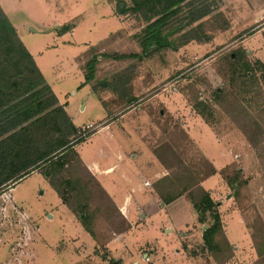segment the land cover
<instances>
[{"label":"rangeland","instance_id":"1","mask_svg":"<svg viewBox=\"0 0 264 264\" xmlns=\"http://www.w3.org/2000/svg\"><path fill=\"white\" fill-rule=\"evenodd\" d=\"M49 1L57 3L62 10V3L67 0ZM112 1L117 13H120L119 5L132 6L131 0ZM0 3L49 78L51 66L58 61L59 81L55 87L62 90L64 98L74 99L78 104L88 91L81 85L85 76L77 73L74 78L68 77L65 71L71 68L72 56L83 50L82 45L70 44L73 37L69 34L82 16L57 20L59 27L50 28L51 21L38 0H0ZM193 12L202 17L190 24ZM126 14L129 23L124 34L135 47H131L130 41L127 46L129 50L136 49V53L128 50L130 53H122L127 56L106 55L97 65L98 77L92 84L93 89L100 90L111 84L121 99L114 106V100L106 99L102 104L92 96L87 109L78 113L77 121H97L105 113L111 114L110 110L128 108L133 101L129 106L132 110L122 118L124 125L127 124L125 133L136 140L132 139V145L137 142L144 150L145 145L155 144L157 155L177 184L172 187L174 190L181 188L178 179L202 178L211 170L208 160L213 161L218 168L217 175L211 182H205V187L214 200V209L221 215L224 235L232 245H226L223 233H218L214 243L217 251L213 252L212 245L205 243L204 227L197 217L185 228L187 237L181 242V255L178 254L180 247L171 243L175 242L172 240L176 233L172 234L169 245L163 241L168 256L166 251L162 253L157 249L153 241L158 231L155 227H149L144 234L143 226L132 229L125 238L118 235L127 229L126 222L88 169L69 155L66 167L49 161L31 168L28 176L19 182L0 185V264H135V255L149 264L151 253L159 255L158 259H152L154 264H221L218 257L229 258L224 264H264V0H188L178 14L160 25L161 36L179 48L154 47L150 55L144 53L143 42L149 25L157 17L147 21L138 12ZM67 25L71 27L64 34L53 33ZM92 25L93 16L74 37L77 40L86 39L88 34L90 38L95 37V33L88 31ZM191 29L195 32L190 33ZM48 30L52 31L48 33ZM193 34L201 40L187 41ZM59 37L64 38L65 46L59 43L57 48ZM49 43L56 47L46 48ZM34 77L36 82V74ZM44 88V84H34L28 93L22 92L11 100L7 107L17 106L0 121L36 111L38 103L49 93ZM112 91L106 88L104 96ZM199 102L208 105L205 118L194 108ZM44 114L41 112L23 124L27 131H32L34 145L44 142L49 145L58 136V133L44 134L48 127ZM17 130L24 131V128ZM125 133L123 131L124 138ZM25 134L20 132L0 142V184L31 160L32 153H23L20 149L24 146ZM210 134L216 136V141L210 142ZM79 136L77 132L74 140ZM91 145L80 146L85 158L91 154ZM201 146L208 156L214 151L218 158L206 160ZM58 151L49 156L56 159L64 153L57 155ZM13 186H16L14 191ZM55 190L64 195L72 211L85 210L91 216L101 240L109 239L113 232L117 239L108 247L78 245L73 238L62 240L69 234L72 221ZM194 194L198 193L194 191ZM211 215L207 214L206 228L213 224ZM171 216L177 217L176 213ZM81 232L87 235L84 229ZM85 235L81 237L86 238ZM216 244L221 248L217 249ZM118 257L122 259L120 262L116 261ZM143 262L141 264H145Z\"/></svg>","mask_w":264,"mask_h":264},{"label":"crops","instance_id":"2","mask_svg":"<svg viewBox=\"0 0 264 264\" xmlns=\"http://www.w3.org/2000/svg\"><path fill=\"white\" fill-rule=\"evenodd\" d=\"M38 1L44 7V10L49 17V21H51V24L48 26L50 28L59 27L60 24L57 23V20L68 21L76 16H82L78 23L73 24L72 30L69 31V34L73 37V40H71L70 44L82 45L83 50L77 55L72 56L70 63L71 68L68 71H65V75L68 77L74 78L78 76L76 75L77 73H83L85 76V81L81 85L88 91L86 95L81 97V101L78 104L74 99L64 98V95H62V90L55 87L56 81H59V78L56 75V72L60 70L58 61L55 62L53 66H51L53 70L50 71V79L46 71L43 70V68L35 59V56L31 52L29 47H26L33 55L36 64L43 73L47 83L51 86L53 92L58 97L60 104L64 106L66 112L72 119L78 133L80 134L78 139L83 138L82 141L74 145V149L81 158L83 165L99 182L103 190L106 192V194L116 207L122 219H124V221L126 222L127 229L120 232V234L118 235H122L125 238L126 234H130L132 232V229L136 230L143 226L145 227V229L142 230V234H144V231L146 232L150 229L149 227H155L154 229H158V231L154 233L153 241L156 243L157 249L161 250L162 253L166 251V255L168 256V250L163 246L164 242L165 244L169 245L168 243L171 241V237L173 236L172 234L176 233L174 235V240H172L175 242L171 243L174 245V247H180V249H178V254L181 255V242L182 240L184 241L185 237H187L184 234L185 228H187L188 224H190L196 217L197 219L199 218L198 213L187 194L180 196L179 198L168 204L162 201V199L160 198V195L156 191L155 184L160 179L170 175V171L157 155L154 148L155 144L151 145V143H149L148 146L144 144V150L138 147L139 143L137 142H135L136 144L132 145V142L136 140L133 138H129L127 136V133H125V131L127 130V124L124 125L125 121H123L122 118L126 113L132 110L133 107L129 106H132L131 102L133 103V101H130V105H127L128 108L126 109H116L114 111L110 110L111 114L106 111L107 113H105V116H102L97 121H77V116H79L78 113H83L87 109L88 103L92 96H94L95 99L99 100L102 104L104 102L106 103V99L112 101L114 100V106L117 105V103L121 99V96L116 93L117 91H115L111 84L109 85V87L107 85L105 89L101 90L93 89L92 84L98 77L97 65L99 64V61L105 58L106 55H110L113 53H130L127 52L130 49L127 46V43L130 40H127V34H124L127 31L125 30V28L129 23V19H125L128 13H121L120 11V13H117L114 6L115 2L112 0H98L96 3L94 2L95 0H93L92 2H88L86 0H67L66 2L64 1L62 3V10H60L58 4L54 1ZM121 7L122 6L119 5V9ZM92 16L93 25L88 28V31L95 33V37L90 38V34H88L86 36V39L79 38L77 40L74 36L77 35L79 28L86 27V23L91 20ZM52 30H48V33H50V31ZM67 31L68 30L63 31L61 29L59 31L58 29L56 31H53V33L62 35ZM59 43L65 46L63 37H59L58 43H56L57 48L59 47ZM130 44L132 45L131 47H135V44H133L132 42ZM51 47H56V45L49 43L46 46V48ZM129 51L136 53V49ZM101 83L103 84V82ZM140 85H142V82H140ZM106 88L113 91L109 93V95L104 96V90H106ZM182 99L184 101V98ZM122 101H124V99H122ZM150 114L152 115V111ZM131 125L133 124L131 123ZM123 131L127 136L125 138ZM99 135L101 136L99 137ZM210 137L212 138L211 141L209 140L210 142H213V139L215 141L217 139L216 136L211 134ZM98 138L100 139L98 140ZM90 139H93V141L89 142ZM127 141H129L131 144H128ZM215 141L214 145L217 144ZM89 143H92V145L89 146L91 154L89 157L85 158L84 156H82V152H80V146H82V144L86 145ZM200 148H202V150H205V148H203L202 146ZM204 155L207 157V159L213 158L214 156V158H218L219 156L214 151L210 153L209 156L205 152ZM209 161L213 163V161H211L210 159ZM214 167L217 172L218 168L215 166V164ZM21 174H23V171L11 175L6 183H3L2 185L8 186V182H11L15 178L21 176ZM216 175L217 173H214L202 181V185L205 189H207L205 187V182H211L210 179ZM27 176L28 175L23 176L18 180V182ZM17 185L18 183H16V186ZM16 186L11 187L13 191L15 190ZM58 195L61 202L67 208L65 213L67 214V216L71 215L70 217L72 221V227L69 229V234H65L62 240L68 241V239L73 238L74 240H76L75 242L78 245L81 243H87L89 246L97 245V247H100V245L102 244V246L104 245L105 247H108V245H110L114 240L117 239V235H115L116 232H113L112 236L109 239L106 238V241L100 239L97 230H95L96 235H93L83 225L79 216L76 215V213L70 209L68 204L65 203L62 196L59 193ZM183 208L185 210H183ZM24 212L26 214H30V216L32 217V213L28 212L26 209L24 210ZM175 213L177 217L172 218L171 215ZM166 216H168L167 221H165ZM157 220H159V222H157ZM32 222H35V220L33 219ZM153 222L157 223L159 227L156 225H152L151 223ZM36 226L38 225L36 224ZM202 227H204V230L206 229L205 225H203ZM81 229H84L87 232V235L83 234L81 232ZM38 231H40L39 226ZM82 235H85L86 238H82ZM138 241L139 239L137 240V242ZM130 243L135 242L131 240ZM158 256L159 255L153 256V254L151 253V257L148 256V258L150 257L149 264H154L152 259H158ZM135 257V264H141V262H143V260L137 255H135ZM182 259L184 258L182 257ZM121 260L122 259L120 257L116 259L117 262H120ZM143 263L146 264V262ZM4 264L7 263L4 262Z\"/></svg>","mask_w":264,"mask_h":264},{"label":"trees","instance_id":"3","mask_svg":"<svg viewBox=\"0 0 264 264\" xmlns=\"http://www.w3.org/2000/svg\"><path fill=\"white\" fill-rule=\"evenodd\" d=\"M186 1L188 0H131L132 6L125 5L120 8L121 13L130 11H133L134 13L138 12L140 16L147 21L157 17V19L149 25L147 38L145 42H143L145 54L150 55L154 47L172 48L174 50L179 48V45H173L169 39L161 36L160 25L165 23L173 15L178 14L182 10L183 3ZM191 17L192 19L190 20V24L200 19L202 15L193 12ZM70 27V25L64 26L62 30L66 31ZM189 32L193 33L195 32V29H191ZM199 38V36H195V34H193L188 37L187 41ZM134 55L135 54H131L130 56ZM35 74L38 79L36 82L34 77ZM38 83L44 84V90L49 92L47 93L45 100L38 103V109L32 113H29L30 111L24 112V116H17L6 122H3L2 120L0 121V142H5L11 137L18 135L20 132H25L26 134L23 137L25 140L23 144L24 146L21 145L22 148L20 149L23 153H32V156H30L31 160L14 173L17 174L23 171V174L11 182H16L23 176L28 175L31 168L41 167L49 161V163H55L56 166L66 167V160L69 155H72L82 164V166H84L81 158L74 149V145L82 141L83 138L74 140L73 136H75L78 132L77 128L66 112L64 106L60 104L59 99L53 92L51 86L47 83L43 73L35 62L33 55L20 38L15 25L0 3V118L6 115L11 109H13V107L17 106L15 105L12 108H8L7 105L11 100L18 97L22 92L28 93L34 88V84ZM19 87H23L22 90H19ZM194 108L204 118L206 117L205 111L208 110V105L199 102L194 105ZM41 112H45V117L43 119H48V127L44 134L54 135V133H58L55 145V142L50 143L49 145H46L45 142L42 145H37L36 143L34 145L33 142L35 140L32 138V131H27V127L23 126L26 121ZM206 121L208 122V119H206ZM18 127L24 128V131L17 130ZM54 151H58L57 155L62 152L64 153L60 154L58 158L55 159L54 157L49 156ZM1 155H3V153ZM205 159L208 160L207 158ZM208 162L211 166V170L208 173H205V175L202 174L203 176L200 179H191L190 177L188 178V176H185L187 178L183 177L182 180L178 179V185H181V188L177 190L172 188L176 187L177 184L174 183V180H172L170 175L157 181L155 187L162 201L167 204L176 200L180 196L189 193L188 197L198 213L199 222L205 226L209 219L207 214L209 212L212 213L210 217L213 219H211L213 224L203 231V236L206 245H212L210 248L213 252H215L217 250L214 249V243L217 240L218 233H223L222 238L224 241H227L228 239L224 235L221 215L218 210L214 209V200L212 199L210 192L202 185L203 180L216 172L214 165L209 160ZM8 179L9 177L6 178L0 185L6 183ZM194 191L198 194H194ZM60 194L64 200V195L61 192ZM75 213L79 216L86 229L93 235H96L91 216H89L85 210H77ZM225 244L232 245L229 244V241L225 242ZM216 247L217 249L221 248L219 244H216ZM259 252L262 254V251ZM217 260L219 263L222 262L221 264H224L229 260V258L218 257Z\"/></svg>","mask_w":264,"mask_h":264}]
</instances>
